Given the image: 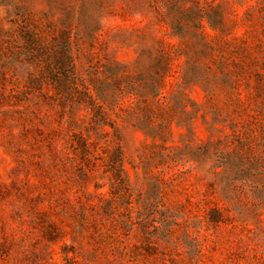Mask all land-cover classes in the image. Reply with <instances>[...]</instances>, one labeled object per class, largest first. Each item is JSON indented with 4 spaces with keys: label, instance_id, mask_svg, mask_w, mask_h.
Masks as SVG:
<instances>
[{
    "label": "rangeland",
    "instance_id": "obj_1",
    "mask_svg": "<svg viewBox=\"0 0 264 264\" xmlns=\"http://www.w3.org/2000/svg\"><path fill=\"white\" fill-rule=\"evenodd\" d=\"M0 264H264V0H0Z\"/></svg>",
    "mask_w": 264,
    "mask_h": 264
}]
</instances>
